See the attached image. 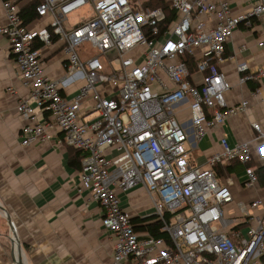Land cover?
<instances>
[{"label":"built area","instance_id":"obj_1","mask_svg":"<svg viewBox=\"0 0 264 264\" xmlns=\"http://www.w3.org/2000/svg\"><path fill=\"white\" fill-rule=\"evenodd\" d=\"M144 1L40 0L36 12L48 22L30 27L13 0H0V34L27 90L15 106L26 121L20 144L46 141L59 131V145L80 150L76 189H87L98 204L100 226L113 238L115 264H264V216H252L245 227L224 217L223 207L233 199L231 182L221 181L213 168L233 159L251 162L248 143L230 147L221 135V150L202 167L190 159L183 125L188 122L198 140L249 107L247 100L227 104L230 85L220 64L238 25L250 26L264 14V0H253L238 14L226 0H170L175 16L162 31L165 12ZM85 8V18L68 26L69 15ZM54 41L66 55L65 74L84 80L72 98L62 93L63 80L44 70L43 49ZM185 56L195 59L194 71ZM236 69L240 83L264 77V66L252 73L242 62ZM105 83L113 88L109 94L96 90ZM89 96L96 116L86 120L80 107ZM179 107L187 109V121L179 120ZM41 111L47 116L40 118ZM251 127L264 139L258 122ZM245 174V187L258 182L254 167ZM138 187L168 241L134 230L119 193ZM261 204L255 198L239 206L244 211Z\"/></svg>","mask_w":264,"mask_h":264},{"label":"crops","instance_id":"obj_2","mask_svg":"<svg viewBox=\"0 0 264 264\" xmlns=\"http://www.w3.org/2000/svg\"><path fill=\"white\" fill-rule=\"evenodd\" d=\"M13 1L20 8L32 0ZM226 1L232 12L238 14L246 11L253 0ZM83 10L80 15H69L67 25L83 20L86 16ZM47 22V18L37 17L28 24L41 27ZM3 23L5 15L0 2V24ZM263 38L264 14L252 19L250 26L240 23L226 44V58L220 64L230 85L225 95L227 104L247 100L249 107L245 112L228 118L221 129L206 131L195 140L189 123L184 122L187 121V109H177L179 120L184 122L189 133L186 147L195 165L206 166V158L221 150L219 138L224 135L230 147L247 142L251 165L262 167L264 172V139L258 137L251 127V123L258 122L264 129V77L240 83L236 69L242 62L252 73L264 66ZM200 53L201 49L195 50L196 57ZM42 54L46 74L63 80L62 93L74 97L84 80L79 74L72 77L65 74L66 55L61 44L54 41L44 47ZM16 71L7 38L0 34V264H18L19 261L21 264H115L113 238L100 226L98 204L87 189L81 193L76 189L80 169L70 165V160L77 155L74 148L57 143L62 135L59 131L46 141L28 146L20 144L21 128L26 121L15 106L20 98L27 97V90L21 85ZM112 89L106 83L96 88L101 94H109ZM92 104V96L81 104L83 119L96 116ZM44 116L47 113L41 111L40 118ZM245 178L244 169L220 179L231 182L233 197L223 207L224 217L233 219L234 223L244 222L243 227L250 223L252 216H264V182L245 187L242 184ZM119 196L123 210L139 228L156 220L142 188L119 193ZM255 198L262 200L259 207L240 209L239 203L247 205ZM137 232L147 233L145 229ZM120 264L132 262L127 260Z\"/></svg>","mask_w":264,"mask_h":264},{"label":"trees","instance_id":"obj_3","mask_svg":"<svg viewBox=\"0 0 264 264\" xmlns=\"http://www.w3.org/2000/svg\"><path fill=\"white\" fill-rule=\"evenodd\" d=\"M40 0H32L29 2L28 5H25L24 7L19 8V16L22 19V22L24 24H28L33 19L39 17L36 12V6L39 4ZM144 4L156 8L159 7L163 9L165 12V19L159 23L160 31H162L168 23L174 19L175 12L173 9L170 8V1L166 0H145ZM56 38H53L55 40ZM185 59L189 65L190 72L194 71L195 69V59L191 56H185ZM74 148V147H73ZM75 152L77 153L76 157H73L70 160V165H72L75 168L80 169L81 163H80V150L77 148H74ZM251 162L243 163L239 160L233 159L226 161L224 163L216 164L214 168V173L219 179H223L226 177H229L231 173H237L240 170H244L247 167H250ZM253 167V166H252ZM262 167H254V171L257 175L258 181L264 182V172H262ZM131 223L133 224L134 230L138 231L139 229H145L149 235H152L156 238H164L168 241V236L165 231L161 230V222L154 220L149 224L142 225L140 228L135 225L134 220L131 219ZM245 225V223H239L236 225V227H241Z\"/></svg>","mask_w":264,"mask_h":264},{"label":"rangeland","instance_id":"obj_4","mask_svg":"<svg viewBox=\"0 0 264 264\" xmlns=\"http://www.w3.org/2000/svg\"><path fill=\"white\" fill-rule=\"evenodd\" d=\"M86 10H87V8H85V12H86ZM81 12H82V10H78V11H76V12H74V13H77V14H81ZM83 13H84V10H83ZM73 14V13H72ZM71 15V14H70ZM73 16V15H72ZM71 17V16H70ZM81 48H83L82 46L81 47H79V48H76V50L77 51H79Z\"/></svg>","mask_w":264,"mask_h":264},{"label":"water","instance_id":"obj_5","mask_svg":"<svg viewBox=\"0 0 264 264\" xmlns=\"http://www.w3.org/2000/svg\"><path fill=\"white\" fill-rule=\"evenodd\" d=\"M18 264H21V261H19Z\"/></svg>","mask_w":264,"mask_h":264}]
</instances>
